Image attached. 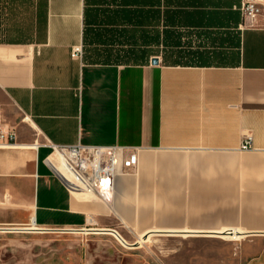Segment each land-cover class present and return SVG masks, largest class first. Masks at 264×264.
Returning a JSON list of instances; mask_svg holds the SVG:
<instances>
[{"label":"crops","instance_id":"0c3cea01","mask_svg":"<svg viewBox=\"0 0 264 264\" xmlns=\"http://www.w3.org/2000/svg\"><path fill=\"white\" fill-rule=\"evenodd\" d=\"M241 5L0 0L1 125L16 133L0 144V226L131 245L236 232L264 264V10L249 26ZM79 143L137 150V169L79 195L49 160Z\"/></svg>","mask_w":264,"mask_h":264},{"label":"rangeland","instance_id":"374dc122","mask_svg":"<svg viewBox=\"0 0 264 264\" xmlns=\"http://www.w3.org/2000/svg\"><path fill=\"white\" fill-rule=\"evenodd\" d=\"M0 227L15 228L0 229V264L248 263L246 257L242 258L244 238H231L230 233L224 237L179 236L167 242L152 237L131 245L109 233L90 236L87 231L76 229H23L31 225Z\"/></svg>","mask_w":264,"mask_h":264},{"label":"built area","instance_id":"2783aa9c","mask_svg":"<svg viewBox=\"0 0 264 264\" xmlns=\"http://www.w3.org/2000/svg\"><path fill=\"white\" fill-rule=\"evenodd\" d=\"M241 10L244 24L257 25L264 10V0H242ZM83 53L82 45L72 47L71 54L74 58H82ZM1 123L0 116V144L15 143V131L4 129ZM251 138V135L244 138L243 148L253 147ZM56 151L68 158L70 179L60 175L72 190H93L105 197L114 189L116 179L120 175L133 173L139 163L137 150L119 145H55L54 152Z\"/></svg>","mask_w":264,"mask_h":264},{"label":"bare ground","instance_id":"6f19581e","mask_svg":"<svg viewBox=\"0 0 264 264\" xmlns=\"http://www.w3.org/2000/svg\"><path fill=\"white\" fill-rule=\"evenodd\" d=\"M67 156L56 151L55 153H52L49 157V160L52 164H54L56 166V168L58 169L59 173L62 174V176L70 179L69 176V172H68V168H67ZM77 194L88 197L89 196H96V195H100L101 194L99 192H95L93 190H85V189H79L75 191ZM98 197V196H97ZM95 198V197H94ZM27 228V227H26ZM30 228V227H29ZM35 228V227H34ZM228 234V232H224V234ZM231 235H229V237L231 238H239V236L237 235L236 232L230 233ZM149 237V235H148ZM152 240V239H151Z\"/></svg>","mask_w":264,"mask_h":264},{"label":"water","instance_id":"95a60500","mask_svg":"<svg viewBox=\"0 0 264 264\" xmlns=\"http://www.w3.org/2000/svg\"><path fill=\"white\" fill-rule=\"evenodd\" d=\"M158 59L157 58H154L153 60H152V62L154 63V64H157L158 63ZM1 229V228H0ZM3 229H15V228H3ZM16 229H18V228H16ZM19 229H22V228H19ZM23 229H27V228H23ZM229 232H231V231H229Z\"/></svg>","mask_w":264,"mask_h":264}]
</instances>
